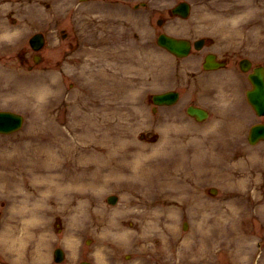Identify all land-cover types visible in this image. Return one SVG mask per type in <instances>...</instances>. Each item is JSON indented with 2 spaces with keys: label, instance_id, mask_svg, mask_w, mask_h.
<instances>
[{
  "label": "rangeland",
  "instance_id": "1",
  "mask_svg": "<svg viewBox=\"0 0 264 264\" xmlns=\"http://www.w3.org/2000/svg\"><path fill=\"white\" fill-rule=\"evenodd\" d=\"M140 1L0 0V110L25 118L20 130L0 134V264L82 259L93 264H264V141L251 145L246 139L249 126L264 116L245 102L241 90L247 83L239 73L228 72L226 83L234 76L240 84L234 78L227 87L215 76L221 94L203 98L210 114L202 122L186 114L187 101L152 113L146 99L175 87L184 99L197 95L198 88L186 92L174 57L156 44L160 31L209 36L216 48L228 46L264 64V33L261 39L256 35V22L264 24L259 13L264 0H190L188 18H171L162 28L157 13L150 12L174 0H149L146 8H134ZM114 25L111 36L106 30ZM62 29L67 36L62 37ZM36 31L45 34L46 43L42 61L30 69L28 38ZM50 82L52 88L35 90ZM226 87L232 89L230 101L220 99ZM153 134L156 140L150 141ZM201 148L220 157L222 165L198 164L205 154ZM126 150L134 156L140 150L152 154L163 165L154 167L162 171L169 164L185 194L176 187L177 195H170L159 184L132 193L128 173L134 160H123ZM81 152L84 158L116 154L120 164L109 163L114 183L94 191L72 182ZM52 159L58 171L52 170ZM33 168L45 182L51 173L67 177L49 182L55 189L43 190L34 238L21 260L5 249L1 233L14 228L10 201L19 211L22 195L35 192L29 176ZM110 194L117 195L115 204L107 202ZM42 241L41 253H35ZM56 247L65 252L60 262L53 258Z\"/></svg>",
  "mask_w": 264,
  "mask_h": 264
},
{
  "label": "bare ground",
  "instance_id": "2",
  "mask_svg": "<svg viewBox=\"0 0 264 264\" xmlns=\"http://www.w3.org/2000/svg\"><path fill=\"white\" fill-rule=\"evenodd\" d=\"M90 57L92 58V56ZM225 75L226 74L221 75L220 81L222 85L226 84L228 87L231 84V81L229 79L228 83H226L227 79L223 77ZM50 85L52 88L55 84L53 82H50V84H47V85L44 84V85L38 86V89L36 88L35 90L38 91L40 90V88L46 89V87H50ZM227 87L226 89L225 88L223 89V98L225 101L227 100L230 101L232 100V89L230 87L229 88ZM218 143L219 142H214L213 146L215 147V145ZM80 146L84 148L86 145L85 143H81ZM201 150H202L201 151L202 154L204 153L205 154L204 156L201 157V159L199 157L200 160H198L199 161L198 164L205 166L208 163L217 162V166L222 165L223 162L220 161L221 158L214 155L211 152V150H206V152L202 148ZM83 155H84V152L83 153L81 152L77 156L76 164L79 170L77 171V173L70 175V177L74 179L72 180V182H77V183L81 182L80 183L81 188H84V187H87L86 189L93 188L92 190L94 191H97L102 188H106L107 186L110 185V183H114L115 172L113 171L112 173V168H110L111 167L110 165L115 164V163L117 165L120 164L119 161L117 160L116 154H112V156L108 155L105 159L101 157L103 159V162L100 156H96L93 154H90V155L85 154V158H84ZM208 155L210 156V158L205 159L204 157H207ZM123 156L126 157L125 159H123L125 160V162L128 161L127 159H131L130 161L134 160L132 169L128 173L130 175V178L133 179V181L131 180L128 181L129 185L133 187L131 191L132 193L137 191L134 189H139L144 192L147 189V187H149V185L159 184L163 186V188L166 190L165 193L166 192L170 193V195H173V194H174L173 196L177 195L178 192L176 190V187L178 188L179 191L184 192L185 194V188L179 189V185H178L179 177L170 175V172L168 171V166H167L169 164H166L164 167H162L164 171H162L159 168L154 167L156 166V163L157 164L159 163V159L157 158L152 159L153 157L152 154H150L149 156H146V152L143 150L138 151L135 156L131 152L127 151L123 153ZM185 156L191 157V156H187V154H185ZM132 157H134V159H132ZM207 159L209 161H207ZM155 160L156 162H154ZM53 161L54 159H52L51 161L52 170L58 171L60 168L56 169L55 167H53V164H54ZM152 162H154L155 164ZM160 165H162L161 162L160 164H158V166ZM91 166L94 167L95 170L93 169L89 170V167ZM120 166L122 168V165ZM178 167L180 168V165H178ZM182 167H184V171H185L186 167L185 166H182ZM119 171L124 172L122 169H120ZM37 172H38V169L33 168V170L31 171L29 175L31 179L33 177L32 183L34 184L33 190H35V192L30 191L29 195L28 194L22 195V198L19 199V202H21L19 211L18 210L13 211V203H12L13 201H10L9 205L12 206L10 209V212H13L16 214L15 218L13 219L14 228L11 227L10 231H6L5 229L3 233H1V238L4 242L5 249L9 250L10 252L11 251L16 252L18 257L21 260L26 259L24 254H25V250L27 249V243H29L27 241H30L31 243L34 238V234H35L34 231H35V228L37 227L36 222H38L37 211L40 210L38 205L40 202L45 200V195L42 193L43 190H44V193H47L48 191L51 190V188L55 189L56 185L52 186V184L51 183L49 184V182L55 181L56 183L57 178L61 177V175L63 177H67L66 175L62 173L61 174L58 173L60 176L58 174L51 173V174H47L46 178L48 181L45 182V178L41 179L40 174ZM102 172H105V174H103ZM109 177H111V180L108 179ZM18 180H21V179L19 178ZM261 207H263V205L258 206V209L261 210L262 209ZM226 221L227 220H225V222ZM229 222H226V224ZM18 232L21 233L20 235L21 239H19V236H18L19 234H17ZM69 240L72 242V239L69 238ZM43 243H44L43 241L37 243L35 250L33 251H35V253H41V248L43 247L42 246ZM99 255L101 257L103 256L101 251Z\"/></svg>",
  "mask_w": 264,
  "mask_h": 264
},
{
  "label": "water",
  "instance_id": "3",
  "mask_svg": "<svg viewBox=\"0 0 264 264\" xmlns=\"http://www.w3.org/2000/svg\"><path fill=\"white\" fill-rule=\"evenodd\" d=\"M181 10L186 11L187 6L185 3L180 5ZM186 12H184L185 14ZM182 13V15H184ZM30 43L34 49H39L43 44V38L40 34L34 35L30 39ZM158 43L164 45L168 50L177 54L184 55L188 51V45L182 40H176L175 38L165 36L161 34L158 39ZM250 79L253 84V88L247 92L248 100L257 111V113H264V71L256 69L255 73L250 75ZM176 97L175 93L166 92L162 94L154 95V99L158 103H169ZM188 112L194 114L198 119L205 117L206 112L200 108H189ZM22 118L20 115L10 111H0V132H10L17 129L21 124ZM258 138H264V124H257L252 127L250 132V141L254 142ZM108 201L113 203L115 196H109ZM63 257V252L60 248L55 250V259L60 261ZM82 264H90L83 262Z\"/></svg>",
  "mask_w": 264,
  "mask_h": 264
},
{
  "label": "flooded vegetation",
  "instance_id": "4",
  "mask_svg": "<svg viewBox=\"0 0 264 264\" xmlns=\"http://www.w3.org/2000/svg\"><path fill=\"white\" fill-rule=\"evenodd\" d=\"M159 11H160L161 15H165V16L169 15L170 12H171L170 9L159 10ZM161 20L163 21V18H161ZM126 33L129 34L130 31H127ZM211 44H213V41L209 40L206 37H202V45L200 46V48L198 50L193 49L192 52H191V53H194V55L192 57L193 63H198L199 64V63L204 61V58H205V55H206L207 51L205 50L201 54L199 53V51H201L205 46H209ZM235 57H236V54L234 53L233 50H224V51H222V53H220V56L217 55L215 57V59H218L219 61H224L225 64L227 65V64H230V63H238V60L235 61Z\"/></svg>",
  "mask_w": 264,
  "mask_h": 264
}]
</instances>
